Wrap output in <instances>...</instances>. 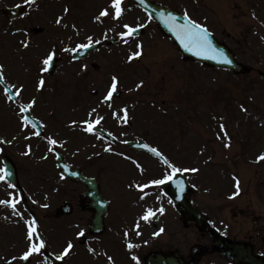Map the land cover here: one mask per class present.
<instances>
[{"label": "flooded vegetation", "instance_id": "af4514ba", "mask_svg": "<svg viewBox=\"0 0 264 264\" xmlns=\"http://www.w3.org/2000/svg\"><path fill=\"white\" fill-rule=\"evenodd\" d=\"M69 1L70 5L67 0H35L34 4L29 0H0V65H3L5 74L2 83L13 93L17 88L22 89L21 95L16 96V102H12L0 84V140L6 141L0 143V168H5L7 160L12 164L11 176L7 181H0V200L18 199L17 208L23 214L21 219L13 214L10 207L0 205V264H232L218 253L219 247L198 223L197 213L183 217L177 211L167 195L166 184L145 188L147 195L140 199L144 194L136 185H149L151 180L170 171L160 158L129 150L126 143L131 141L126 138L108 145V138L99 132L92 134L83 130L85 120L102 116L104 119L97 126L98 130L112 134L111 126L115 121L113 128L116 131L130 133L125 136L134 135L133 122L129 119L124 122L119 118L120 107L128 105L130 99L114 97L109 102L112 108L102 103L101 99L96 102L88 100L87 104L79 99L84 83L102 80L104 75L108 83L113 76L121 82L120 78L127 68L123 57L132 50V44L116 37L114 45L100 44L93 53L78 61L70 59L77 51L66 52L64 49L76 48L82 41L81 37L87 43L88 37H91L95 44L96 38L108 29L107 25L116 36L126 31L124 24L142 30L144 34L141 37L150 30L158 36L160 32L156 24L131 0H123L124 11L119 20L112 18V0ZM149 1L182 15L187 12L213 34L221 29L220 35L225 36L226 45L233 51H264V0H241L231 5L223 18L217 13L216 18L213 17V11L209 9V5L212 9L213 5L208 0ZM70 6L71 9L75 6L79 9L77 21L74 15L70 17V11L65 12ZM105 8L109 9L110 16L96 21L95 17ZM60 17H63L61 24H57L56 20ZM104 20L107 23L103 26ZM69 30L71 32L67 36ZM54 31L63 36L62 40L68 37L69 43L55 44ZM127 39L133 42L137 38ZM25 40L29 42L27 48L21 43ZM51 50H55L59 61L54 72L47 74L42 70V60ZM37 55L40 56L38 60H30L31 56ZM38 80L47 84L48 91L38 92ZM69 81L79 84L76 93L73 86L71 99L62 86ZM23 84L29 86L28 92L24 91ZM62 91L68 101L60 107L63 100L58 97ZM99 93L93 91L91 96L98 98ZM39 99L45 107H38ZM31 100H35L36 104L28 114L40 123L42 133L39 135L35 134V128L22 124L20 106ZM77 103L78 108L80 104H86L88 109L86 114H81L78 125H72L68 121L71 115L69 106L71 104L76 111ZM94 108L96 112L90 116ZM71 129L88 140H83L81 136L84 144L80 143L77 157L70 161ZM49 139L57 140L58 144L50 146ZM78 139L79 135L74 136L77 143L80 142ZM50 147H54V151H49ZM108 147L112 148L111 152L105 151ZM177 147L176 155L164 157L176 167L188 170L182 172L186 179L185 189L189 190L191 207L197 209L198 171H191L198 169L197 150L192 141H185ZM29 148L30 153L25 155ZM262 149L260 152H264V146ZM102 151L108 154V163L102 164ZM57 154L78 171L79 180L72 181L60 172L56 165ZM242 157L235 158L237 164L242 163ZM260 162L264 166V161ZM236 163H231L233 169H239ZM232 168L223 169L229 175ZM254 171L257 173L253 175L244 171L238 177H227L228 187L224 192L229 191L227 195L236 196L234 201L237 205L229 209L228 219L216 218L210 208L205 211V217L206 224L220 235L224 246L232 249L237 246L239 257L248 256L247 250H251V254L258 258V264H264V223L256 213L249 214L252 218L247 220L239 219L246 216L245 206L250 212L254 211L251 208L253 195L264 193V189H252L250 183L246 187L244 178L264 180V168ZM237 180L239 194H236ZM148 208L153 209L155 214L146 222L141 216ZM160 208L164 209L163 213L159 212ZM32 219L36 220L38 238L46 242V247L25 261L21 259L28 246L25 221ZM160 229L163 232L155 235ZM81 231L84 232L82 237L77 235ZM68 241L74 245L69 256L65 261L55 260ZM128 244L133 247L129 249ZM89 249H94L95 254ZM154 255L160 256L161 260L152 261ZM108 256L112 257V261L107 259Z\"/></svg>", "mask_w": 264, "mask_h": 264}, {"label": "rangeland", "instance_id": "374dc122", "mask_svg": "<svg viewBox=\"0 0 264 264\" xmlns=\"http://www.w3.org/2000/svg\"><path fill=\"white\" fill-rule=\"evenodd\" d=\"M240 1L208 0L213 5V9L212 6L211 9L215 10L221 18L229 12L228 8L231 5L238 4ZM67 3L70 5L69 0H67ZM73 8H77V6ZM72 9L70 6V17L74 15L75 21H77L80 15L79 9ZM134 22L136 21L134 20ZM106 23L107 20H104L103 26ZM107 27L108 29L101 33V42L114 34L109 30L110 25H107ZM219 30L220 32L216 31V35L221 42H224L225 36L220 35L222 31ZM70 32L71 30H69L67 36ZM56 33L57 31H54V43H69L67 41L61 42L60 36ZM154 37H156L155 34L150 30L142 39L130 43L132 44L130 52H124L127 55V60H129L128 57L138 50L136 45H142L143 55L128 63L126 72L122 74L121 82L118 84L121 97H124V100L126 97L130 99L129 104L124 108L128 109L129 121L135 125L134 135L125 136V134L130 133L118 130L117 132L113 128L116 125L115 121L112 122V132L127 138V140L131 138L135 140L143 139L168 156L177 154V146L180 143L192 141L194 146H198V151L201 150L198 154L200 157L198 160V203L203 205L204 211L209 210V208L213 211L212 208L218 210V208L226 207V209H221V214L217 211L212 212L215 217L224 219L225 211H229L235 204L220 199L223 195L226 196L229 191L224 192L227 186L222 185V177L223 175L226 177L227 172L223 169L222 175L218 168L222 169L224 164L227 167H233V164L222 163V159L228 153H230L228 156H231L234 152L239 154L240 146H243L241 154L245 158H242L247 160V157L259 155L260 151L263 150L262 146H264V85L259 83L256 73L257 71L264 72V51H233L237 61L251 69L249 75L236 77L228 72L211 70L191 63L185 64L180 60L177 51L170 45L169 41L162 40L160 36L155 39ZM81 39L83 38L81 37ZM38 55L31 56L30 60H38L40 57ZM69 82L64 89L67 90V96L71 99L73 97L71 94L74 93L73 86H75L76 93L79 84ZM141 83L142 86H139ZM109 85L105 75L102 80H97L94 83H84L81 85L82 90L79 99L84 100L85 103H88V100L96 102L97 99H101L102 101L103 93H106ZM23 86L24 91L28 92L29 86L25 84ZM93 91L100 92L98 98L91 96ZM58 98L63 100L59 105L60 107L63 106L64 101L65 103L68 101L63 91L60 92ZM86 104L83 106L80 104L78 108L77 103L75 106L76 111H73L74 108L70 104L69 113L71 115L68 121L72 122V125H78V120L82 117L81 114H86L88 109ZM38 107H45L41 100H39ZM107 107H109V104ZM112 107L113 105L110 108ZM120 114V117H122L123 112H120ZM221 124L224 125L227 136L220 128ZM76 135H79V143L74 140ZM69 136L71 161L73 157H77L78 146L83 145V140L88 139L84 138L80 132L72 129ZM226 145H233L232 148H229L228 153H224V146ZM251 152L253 153L251 154ZM101 155L102 164L108 163L107 161L110 160L108 154H104L102 151ZM206 158H210V160ZM252 160L253 158L249 162ZM74 164H77V162H74ZM241 166L253 168L248 164H244L240 165L239 169L231 172L238 174L243 170ZM256 168H264L263 163L257 165ZM45 170L49 169L45 168ZM262 174L264 175V172ZM217 192H219L220 197L215 196ZM263 198L264 193H261L257 201L252 204L257 205H251L255 207L256 212H250L245 206L248 210L245 209L246 216H241L239 219L241 221L247 220L252 218L249 214L256 213L258 219L264 223ZM240 207L242 208L241 204Z\"/></svg>", "mask_w": 264, "mask_h": 264}, {"label": "snow or ice", "instance_id": "6c2138e0", "mask_svg": "<svg viewBox=\"0 0 264 264\" xmlns=\"http://www.w3.org/2000/svg\"><path fill=\"white\" fill-rule=\"evenodd\" d=\"M30 3H35V0H29ZM141 3H143V0H140ZM123 0H112L110 8L114 10V14H111L108 8H105L100 11V13L95 17L96 21H100L102 17H108L110 14L112 15V18L115 20H119L123 14L124 9L122 8ZM70 11V9H65V12ZM163 18V14H161ZM63 17L57 18L56 23L61 24ZM165 24L168 25L169 29L176 35L177 39L180 41L181 45L190 52H193L197 56H205L209 59H217V57L221 58L222 62L225 63H231V61L227 58V56L224 55L222 51H218L212 44L211 39L209 38L210 33L207 27L204 25L196 22L193 20L187 12L184 14V22L183 23H177L176 17L169 16L164 20ZM67 27V25H65ZM75 27V25H73ZM140 27H143L141 25ZM123 28L126 29V31H123L120 33L121 39L124 41V43H128V37H134L135 33L138 31L137 27L130 26L128 24H124ZM23 44V47L27 48L29 47L28 41H21ZM93 46L92 38L88 37V43L79 44L74 49L65 48L64 51L70 52V51H79L80 49H88ZM136 48L137 51H134L129 57V61L133 59H138L143 55L141 49L142 45L137 44ZM211 54V55H209ZM56 56L55 50H51L46 57L42 60L43 65V71H48L49 68L52 66V63L54 61V58ZM86 67V66H85ZM4 68L3 65H0V81L4 80ZM44 81H39V86L43 87ZM118 84L119 79L117 76H113L111 78V83L106 91V95L103 97L102 103L109 104V107H111L110 101L113 100L114 95L118 92ZM142 86V83L141 85ZM138 86V87H139ZM11 93V89L5 88V94L8 96V99L11 100L14 96L19 97L22 93L21 88H17V91L15 93ZM36 104L35 100H31L29 103L21 105L20 106V112H21V118H22V124L24 126L29 125L32 123V127H35L34 122H30L29 118L24 113L30 111ZM243 108V105L241 106ZM246 110V109H245ZM96 112V109H92V111L89 113L90 116H92ZM123 116L119 117L120 119H123L124 122H127L128 119V109L124 108L122 109ZM113 115H117L116 113H113ZM104 118L102 116L95 117L93 120H85L83 123L86 125L84 127V131L87 133L95 134L97 131V126L100 125ZM75 123V122H74ZM220 128L222 131H224V125L221 124ZM36 135H39V133H35ZM224 135L227 136V132L224 131ZM6 141L0 140V143H5ZM48 143L50 146H56L58 144V141L55 139H49ZM228 146V145H226ZM142 147L148 149L152 154L162 159V162L164 165H166L168 168H170V171L167 173H164L160 178L153 179L150 181L149 185H136L135 187L139 189L142 195L140 199H144V196L147 195V193L144 192V189L149 186H155L159 187L162 185H165L167 183H174L177 185V187L180 189V191H183V183L182 181L177 179V175L181 172L188 171L187 169H181L179 167H176L175 165L171 164L167 158L163 156V154L158 151L155 147H149V145L144 144ZM31 149L29 148V152H26L25 155L29 154ZM49 151H54V147H50ZM105 151L111 152L112 148L108 147L105 149ZM258 161H264V154L260 155L258 158ZM139 167V165H137ZM192 172L198 171V169L193 168L191 169ZM11 176V173L6 168H0V181H7L8 178ZM63 178V177H62ZM14 187V186H13ZM236 188L237 192L236 194H239V180L236 181ZM18 199H4L0 200V205H4L6 207H10L12 209V212L14 215L20 216L21 219H23V214L18 210L17 204H19ZM46 206V205H45ZM160 213L164 212L163 208L159 209ZM154 211L151 208H148L145 210V213L141 216V219L143 221H149L151 217L154 215ZM27 224V231H26V240L28 241V246L26 251L23 253L21 259L28 261L30 257L34 256L35 254L41 253V250L45 249L46 242L42 238H38L39 234L36 231L35 225L36 220L32 219L30 221H25ZM139 227V224H137V228ZM160 232H163V229H160L159 232L155 233V235H159ZM78 236H84V232L81 231L77 233ZM74 245L71 241L67 242L66 247L63 248L62 252L55 256V260L57 261H65L66 257L69 256L71 250L73 249ZM133 247L132 244H128V248L131 249ZM90 252L95 254L94 249H89ZM107 259L109 261H112V257L108 256ZM133 259H136L133 257Z\"/></svg>", "mask_w": 264, "mask_h": 264}, {"label": "water", "instance_id": "95a60500", "mask_svg": "<svg viewBox=\"0 0 264 264\" xmlns=\"http://www.w3.org/2000/svg\"><path fill=\"white\" fill-rule=\"evenodd\" d=\"M139 5H141L142 7H144L151 15H153V17L159 22V25L161 27V29L163 30V32L169 36L171 39H173V41L178 45V47L180 48V53L183 55V57L185 59H189V60H194V61H198V62H201L203 63L204 65H208V66H211V67H220V68H228L230 70H233L234 72H239V71H242L243 69L237 65L234 60H233V57L232 55L223 47V46H219L217 44V42L212 39L210 36L209 38L211 39L212 41V44L213 46L218 50V51H222L224 53L225 56H227V58L231 61V63H225V62H222L221 58L217 57V59H209V58H206L205 56H197L195 55L193 52H190V51H187L180 43V41L177 39L176 35L169 29L168 25L165 24L164 20L166 18L169 17V15L165 14L163 15V18L162 16H158L157 14H161V13H166V11H154L150 8V6L148 4H144V3H141L140 1L138 2ZM145 5V6H144ZM158 16V17H156ZM176 22H180L179 20L176 19ZM183 23V22H181ZM211 55V54H209ZM260 79L264 82V75H260ZM67 170V168H66ZM224 254H226L227 256H229L230 258V254L225 251H222ZM238 261V260H237ZM237 261H234V262H237Z\"/></svg>", "mask_w": 264, "mask_h": 264}]
</instances>
